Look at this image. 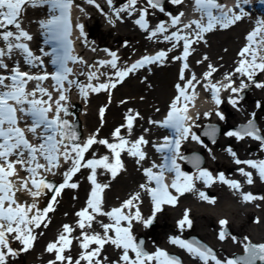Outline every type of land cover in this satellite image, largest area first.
Here are the masks:
<instances>
[{"label":"snow or ice","instance_id":"6c2138e0","mask_svg":"<svg viewBox=\"0 0 264 264\" xmlns=\"http://www.w3.org/2000/svg\"><path fill=\"white\" fill-rule=\"evenodd\" d=\"M109 4L112 0H108ZM147 5L152 9H157L160 12H165L161 6V0H146ZM89 4H95V0H87ZM173 5L183 3V0H170ZM248 3V0H244ZM26 6L33 8L39 6H47L50 12V17L46 21L41 22V27L46 30L50 42H54L56 47H53L54 58L51 63L56 66V71L53 74L44 73L42 75H31L27 72H22L19 67H12L4 62V58L11 59L12 53L18 50L23 56L25 63L30 66H36L33 61L40 60L39 57H34L28 45L23 41H30L32 36L26 32L21 26V19ZM73 6V0H0V40L4 42V48H0V69L9 70L10 75H0V264H8V257H15L18 251L27 252L33 247L36 240L34 230L48 227V213L55 211V203L65 188H77L76 183H70L73 176L80 171V169L88 168L91 170V175L88 177L93 185L92 192L87 200V207L77 212L76 215L80 218L77 221V227L81 230L80 248L82 249L79 258L73 259L71 256H66L64 253L70 250L73 238L72 232L74 229L70 225H63V231L58 235L54 242L47 245L46 251L55 253V259L49 261V264H102V259L107 260V257H101V252L105 245L112 244L116 248L122 250L120 261L123 264H181L180 260L174 256L169 255L161 249H157L154 253L146 252L141 243H137L132 234V222H142L145 227L152 223V218L144 219L141 215L136 201H139L140 194L132 195L128 200L124 201L120 207L111 209L105 212L103 210L102 193L108 187L107 184H99L96 181V170L103 168L109 171L113 178L118 173V170L123 168V163L120 159L122 151H127L130 156L137 158V163L145 159V153L141 150V145L148 143L143 136L130 142L128 139L120 135L121 129H115L113 133L114 139L118 143H109L104 139H97L95 135L89 137L83 144L76 143L78 135L73 129L68 120L62 118L61 113L67 114V108L61 102L67 101L65 92L70 90L72 85L77 82L69 80L68 77L72 75L73 70L67 67L68 61L72 63L78 62V58L71 55L72 42L69 39L71 34V24L69 20L70 9ZM99 7V5H96ZM137 0H128V5L121 8L119 12H127L129 16L136 10ZM194 7L197 12L201 14L199 20H192L184 24L182 28L172 32L170 35H164V40L172 42V51L176 47V43L183 41V54L181 57H174V59L186 60L191 54V45L203 38V34L212 31L216 26L227 28L243 18V11L239 14L234 13L231 8L225 11L224 6L218 3V0H194ZM236 7H241L240 3ZM83 11V9H81ZM119 12H117V19H121ZM146 9L139 10V18L135 23L141 29L149 31L148 21L146 20ZM58 13V14H57ZM170 15L171 27L177 28L181 23V18L184 13L178 15ZM195 25L193 35L195 40L190 39L188 35H181L185 29H191ZM15 28L16 31L7 30ZM83 34V26L77 25ZM168 32V27L163 23H159L155 29L150 31L149 39L158 34ZM248 44L241 50L239 55L242 57L239 67L236 72L241 73L252 80L257 70L264 72V21H258L257 27L247 36ZM167 52L160 51L153 56H144L140 60L131 64V66L118 69L117 57L115 53H109L112 57L110 61H101L100 65L105 63L110 64L112 69H116L115 82L111 84H99L94 86L89 83L86 86H81L80 91L85 97L88 95V89L92 92H99L107 90L109 87L115 88L117 83L123 80L137 69L146 65L156 64L162 62L167 58ZM47 55V53H46ZM207 57H205L206 59ZM40 67H43V61L40 60ZM187 68V64L183 66ZM210 72L205 74L207 79L213 71L211 65ZM51 78L55 83L53 88L59 93L58 99L53 100L51 93L44 87L42 82ZM96 73L89 74L88 79H97ZM181 80H184L183 69L181 70ZM196 78L192 77L188 80L184 87L178 84L176 87L180 95L176 97L166 119L163 122L149 121L153 124H161L166 128H171L175 132L172 139L164 138V142L157 147L158 152L164 153V162L160 165L153 164L151 168L144 169V175L148 183H154L155 187H148V184H141V189L145 190L151 197L153 202V216L160 212L161 205L168 203L175 205L176 197L171 195L169 188L175 189L181 195L185 191H189L193 187L196 179H203L206 184L213 182L214 178L207 170L199 169V159H195V166L198 169V176H190L181 171L180 164L177 160H183L185 157L180 152L181 142L189 139V137L197 141L198 137L191 131V125L187 123L191 119L186 115L187 105L178 106L181 98L189 100L186 94V89L192 86V81ZM229 79V77H225ZM36 80L38 83L32 91L26 90V85L29 81ZM8 81V83H6ZM67 82L68 88H65ZM257 88L264 87V84L257 83ZM212 98L217 105L221 103L218 98L219 88L216 85H211ZM227 88H231L233 93H237L245 85L242 83L240 89L232 88L229 83ZM47 97V99H44ZM238 101L230 100V103L235 107ZM53 104L55 108L53 109ZM158 110V109H157ZM101 117H103L104 109L101 110ZM131 111V110H129ZM17 113L31 118L30 123L26 128L19 126L20 118ZM49 113H52L51 117ZM207 116V113L205 114ZM217 116L221 119L224 117L218 112ZM138 118L136 115L126 116V127L129 135H131L134 120ZM212 134L215 129L210 130ZM31 134L37 143L29 140L28 134ZM227 136H235L238 140L245 137L259 140L264 144V136L259 134V130L250 120L248 124L241 127L237 131L226 133ZM94 144L105 145L113 154L114 162H110L108 156L100 157L99 159L85 160V153ZM233 156L235 153L228 150ZM64 163L70 162V167L63 172V182L59 185L49 181L44 173L57 175L54 169L60 167V160ZM45 161L41 163L40 160ZM237 164H246L248 167L255 169L261 181H264V160L261 161H241L235 160ZM19 170H24L28 176L20 181L12 178L18 176ZM158 169V171H153ZM240 173L247 178V183H253L252 173L241 168ZM174 173V179L171 184H166L165 174ZM218 179L221 182L229 184L233 189L239 191L240 184L236 181H227L221 174ZM18 185V186H17ZM30 185V186H29ZM26 190L33 197L32 203L21 204L17 201V192ZM47 192L53 193L51 202L46 208L40 210L37 207L38 198ZM203 197L204 194L201 193ZM244 201L251 202L255 197L251 193L243 196ZM136 208L134 213H126L125 209ZM91 210V211H89ZM97 216H107L111 223L101 222L102 233L85 232L84 230L91 229L93 222ZM126 224V226H124ZM221 226H225L227 221H220ZM187 225L191 227V221L188 218V213L185 212L184 218L179 221L181 229ZM41 235L43 233H40ZM225 232L219 235L220 240L225 239ZM18 241L22 247L19 250L11 247V240ZM244 244V256L236 257L221 261L214 254L213 250L204 247L197 241H185L179 238L171 239L172 244L178 245L185 249L190 255L202 261V264H209V261L214 264H257L260 261L264 264V243L253 245L250 242ZM91 245H95L91 248ZM130 253L132 255H130Z\"/></svg>","mask_w":264,"mask_h":264},{"label":"bare ground","instance_id":"6f19581e","mask_svg":"<svg viewBox=\"0 0 264 264\" xmlns=\"http://www.w3.org/2000/svg\"><path fill=\"white\" fill-rule=\"evenodd\" d=\"M162 1L166 2L168 0H162ZM238 29H241V28L238 27L236 29H233L230 32H227L224 34L222 33L220 37L215 38L216 44L212 45L211 49L207 52L209 53L208 54L209 59L204 60L200 64V66L202 67L200 69H197L199 68L197 67L199 60L194 61L193 69H196L198 73L202 74L203 68L211 64V62H216V58L218 57L217 55L219 54H221L220 58H222V60H219V62L216 63L214 66L217 67L218 64L222 63L223 69H224L231 58V53H232L231 49L235 45L236 34L239 31ZM126 32L128 33V36H129L130 33L128 29H126ZM225 48L227 49L226 50L227 52L225 51ZM223 52H226V53H223ZM173 69H174V66L168 67L166 65L165 68L156 70L153 76H146L147 82L145 84L140 83L137 80L132 79V78L127 83L125 82V84L121 88H119L117 92H118V95H122L123 97H128L127 102L123 105V109L119 108L120 105H115V104L110 107L109 111L107 112V117H108L109 122H107L106 126L108 127L106 128L109 129L110 125L113 122H115V120L116 121L118 120L117 118H119V116L121 115L122 110H125V111L131 110L132 111L131 115H133L135 112H138V111L140 112V115H139L140 119L139 118L137 119L136 121L137 128L136 127L134 128L133 133H139L143 131L141 129L145 128V126L143 127L145 118L150 117V115L153 114V112L151 113L152 110H150V108L148 109V105L151 104L150 100L153 99L152 104H156L159 106L164 103L165 99L167 98L169 94L170 79L172 78V75L174 73ZM145 87H147L148 92H149L147 94V99L145 97L144 99L139 97V96H142V97L144 96L143 92H144ZM263 91L262 89H260L258 90L257 93L259 94V92H263ZM245 96L242 95V98L240 99L241 102L239 104L241 107V111L239 115H242L245 112L249 111V108L251 107L253 94H250L248 91V92H245ZM99 102L100 101L98 99H95L93 102L94 103L93 107L97 106ZM262 108H264V106ZM143 116L144 118H142ZM254 116L256 120L255 121L256 124L254 125L259 130V133L261 134V136H264V125L257 123L258 121H261V118L258 115H254ZM82 119L88 122L87 127H86V131H88V133L89 131L91 132L92 127L98 123V119H96L94 108L89 111L86 117H82ZM242 120H243V117H242ZM101 132L103 131L101 130ZM207 134L210 136V138H212L210 141V143L212 144L213 143L215 144L220 137V134H218V137L213 140V137L215 135L212 134L210 130L207 132ZM220 142H221V139H219V141L217 142L215 146L216 148H219ZM262 145H263V153H264V144ZM263 153H260L261 157H264ZM234 162L235 160L233 161V163ZM190 164L193 165L192 162H190ZM136 175L137 174L132 171L130 172V175L128 176L123 175L122 177H119V179H117L112 184V187H111L112 189L108 195L109 196L124 195L125 194L124 192L130 190L133 186V184L128 182L129 181L128 179L132 177L134 179ZM258 197H260V199L257 202V204L259 203V208L261 209L260 210L261 215L259 219L262 220L263 225L261 224L258 226H251V227L248 225V227H246L245 223H243V227H240L239 229L237 228V226H235V229L233 230L231 229L230 233L235 238L236 243L235 245L234 244L231 246L228 245V247L224 248V251H228L230 253L235 251V253L240 254L241 256L243 254L244 256L245 253L243 249H244V244L246 243L245 238H247V242H254L253 238H255L256 240L260 238H262V240L264 239V211H263L264 190L263 189L259 190ZM207 199H210V198H207ZM234 201L235 200L233 198L231 197L229 198V196L226 194H218V198L216 197V202L214 203V205L220 211L218 212V214L225 215L229 213L230 215L235 216L234 219L236 222V219H239V218L237 217V214H235L236 212H234V210L232 211V207H231V205L234 204ZM192 206H195V205L192 204ZM65 211L67 214L70 215V210L67 209V207L63 208L62 213L65 214ZM192 211L194 212L195 218L197 220L196 222L197 224L195 226V233L193 232V235L196 233H199L204 236L207 235V237H209L210 234L207 232V228L208 229L212 228L214 220L218 214L213 212L214 211L213 208L208 207V206H200V205L195 206ZM59 213L61 214V211ZM165 219H166L165 217H162L157 223V225L155 227H152V229H150L151 232L149 233V235L153 241L155 238L161 237L163 233H166L168 232V230L171 229V226L169 225V223L165 222ZM54 224H56V221L52 220L51 225H54ZM232 224H234L233 221H232ZM42 236H43V241H44L46 234L45 236L44 235ZM217 250L221 251L222 249L217 248ZM39 254H40V251H39ZM39 254H37V252L34 251L33 253H31L30 258L33 259L35 257L37 259V256ZM257 264H261V262L257 261Z\"/></svg>","mask_w":264,"mask_h":264},{"label":"rangeland","instance_id":"374dc122","mask_svg":"<svg viewBox=\"0 0 264 264\" xmlns=\"http://www.w3.org/2000/svg\"><path fill=\"white\" fill-rule=\"evenodd\" d=\"M247 224H250V222H247Z\"/></svg>","mask_w":264,"mask_h":264}]
</instances>
